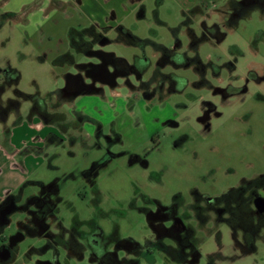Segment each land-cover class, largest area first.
I'll list each match as a JSON object with an SVG mask.
<instances>
[{"label": "rangeland", "instance_id": "obj_1", "mask_svg": "<svg viewBox=\"0 0 264 264\" xmlns=\"http://www.w3.org/2000/svg\"><path fill=\"white\" fill-rule=\"evenodd\" d=\"M97 1L106 5L123 3L125 12L119 23L149 41L132 44L118 40L114 26L107 28L110 41L92 43V49L101 48L103 52L137 64H142L144 53L149 58V65L140 78L136 74L126 75L128 82H124L125 79L118 77L119 84L112 87L99 83L97 86L102 91L80 94L71 104H61L55 94L46 95L65 84V73L78 72L77 63H94L98 59L88 57L80 49L79 43L89 39L80 31L91 20L74 3L48 13L37 31L31 34L11 23L0 27V77L8 67L16 68L21 74L18 88L30 93L39 90L46 97L49 111H64L68 121L77 118L73 110L93 119L85 121L80 130L72 124L68 129L58 124L47 125L55 139L44 143L43 151L39 153L29 150V161L34 167L28 178L57 183L61 199L56 216L64 227L77 225L85 231L89 228L88 220L92 219L106 233L117 225L121 237L142 240L148 233L145 216L140 211L145 203L143 194L165 204H170L176 197L187 202L193 190L217 195L243 178L264 173V98L261 97L264 81L255 84L249 80L247 91L224 99L221 94H214L212 88L196 86L198 73L192 67L177 68L170 63L157 65L162 52L160 46L170 49L179 41L187 56L199 55L207 66V78L214 85L224 87L231 82L239 87L246 83L252 61L264 63V43L256 55L251 50L255 34L264 31V12L259 7L249 8L237 23L219 29L222 38L203 39L193 48L184 23L188 16H194L198 32L201 17L208 25L219 23L229 14L232 3H206L196 10L201 3L142 0L144 15H140L142 5L137 3L139 0ZM90 32L94 30L90 29ZM71 39L78 40L75 46L70 44ZM65 52H68L67 56H60ZM230 63L235 64L231 71ZM158 66L163 76L174 73L184 81L178 80L180 90H168L170 82L165 79L164 96L157 93L147 100L136 86H140V80L148 81L155 76L158 71L154 70ZM217 73L221 81L217 79ZM12 95L13 87L6 89L2 98ZM204 101H211L216 106L207 126L199 121ZM30 108L31 102L24 100L22 114L29 116ZM94 120L106 128L111 126L120 135V142L113 145V152H128L99 165L92 185L87 181L85 171L106 152L104 140L93 135L97 126ZM8 125L11 129L12 121ZM3 126L0 121V140ZM23 129L28 139L32 131L26 124ZM24 148L28 150V147ZM129 152L139 153L148 164L131 163ZM24 153L16 155L15 159L18 161V156H26ZM30 188V185L26 186V192ZM13 218L4 231L6 235L16 232L17 218ZM43 243L37 237L25 236L19 241L15 260L10 264H35L37 252L34 251ZM29 252L33 254L31 259ZM158 256L152 264H179L172 260L163 262L162 255ZM62 261L63 264H86L85 260L76 258H71L69 263ZM217 264H264V242L257 241L256 250L250 254L217 261Z\"/></svg>", "mask_w": 264, "mask_h": 264}, {"label": "flooded vegetation", "instance_id": "obj_2", "mask_svg": "<svg viewBox=\"0 0 264 264\" xmlns=\"http://www.w3.org/2000/svg\"><path fill=\"white\" fill-rule=\"evenodd\" d=\"M228 3H232V9L219 23L208 25L201 17L198 23L199 33L195 29L194 16L191 14L188 16L184 23L187 25L185 26L190 36L191 47L195 48L203 39L222 38L219 29L234 23L237 17H241L251 7H259L264 12V0H239ZM79 45L82 49H88L87 53L94 55L90 57L98 59L96 63H77L78 74L66 75L67 86L64 94L70 96L78 91H102V88L95 86L98 85V79L105 84L116 86L119 84L118 77L125 79L124 82H128L126 75L136 74L140 78L149 65V58L144 53L142 64H137L116 57L113 53L103 52L101 48L92 49L91 42L83 40ZM181 45L177 41L172 48H164L157 65L165 66L170 63L177 68L192 67L198 73V80L194 84L212 88L214 94L219 93L224 99L247 91L249 80L255 84L264 81V71L259 73L251 70L245 77L246 83L239 87L233 86L231 82L224 87L214 85L207 78V66L202 63L199 55L187 56ZM228 66L230 71L234 68L233 63ZM159 69L158 66L154 70L158 73L148 81L138 78L141 84L136 88L141 90L147 100L157 93L161 97L164 96L162 91L165 90V79L168 78L170 82L168 90H180L177 88L178 80L184 81L174 73L163 76ZM216 76L219 81L222 80L218 73ZM152 83H155L154 87L151 86ZM261 97L264 98V93ZM200 109L199 121L207 126L211 113L216 112V106L211 101H204ZM33 111L30 108V114L40 115L46 122L55 119V111H49L47 102L36 104ZM73 114L77 118L63 122L60 124L61 127L68 129L72 124L80 130L85 121L93 120L76 110H73ZM94 122L97 126L93 135L104 140L106 152L85 171V177L92 185L95 184L99 165L128 152L126 150L113 152V145L120 142V135L111 126L106 128L102 123L95 120ZM128 157L131 163L139 162L143 166L148 164L139 153L129 152ZM38 187L39 192L29 199V203L33 202L36 205L32 209H29V204L26 203L22 206L17 205L16 198L12 196L0 202V221H4L9 214L20 208H27L29 212L28 220L21 224V229L12 234L8 241L0 244V264H7V261L13 259L19 241L25 238L26 233L31 232L39 233L44 242L36 249L39 256L35 264H63L62 260L69 263L71 258L85 260L86 264H152L159 258L158 254L162 255L160 258L163 262L172 260L179 264H217V261L233 260L246 250L255 251L257 241L264 242V173L243 178L237 185L217 195L193 190L192 197L187 202L176 197L170 204H165L143 194L145 203L141 205L140 211L145 216L148 233L142 240L130 236L121 237L117 225L106 233L92 219L88 220L89 228L85 231L79 229L77 225L64 227L61 219L56 216L58 201L61 199L58 196L57 183L40 184Z\"/></svg>", "mask_w": 264, "mask_h": 264}, {"label": "crops", "instance_id": "obj_3", "mask_svg": "<svg viewBox=\"0 0 264 264\" xmlns=\"http://www.w3.org/2000/svg\"><path fill=\"white\" fill-rule=\"evenodd\" d=\"M160 1V0H159ZM179 3H197L200 4V7L206 3H228L229 1H239V0H176ZM142 0L137 2L139 5H142ZM161 2V1H160ZM76 4L81 10H83L91 20V23L88 26H93L96 31L106 30L105 35L107 36L108 31L107 28H115L118 25H123L119 23V18L122 14H124L125 9H123V3L106 5L107 3H103L97 0H0V27L7 23L13 24L15 27L23 29L26 34H31L37 31L38 27L41 23H43V19L46 18L48 13L54 12L59 8H64L69 4ZM134 6H137L134 4ZM199 6V5H198ZM125 7V6H124ZM126 8V7H125ZM187 9V8H186ZM200 9V8H199ZM140 10H142V14L144 15V7L141 6ZM199 13V11H198ZM141 14V15H142ZM242 16V15H241ZM240 17H237L236 23ZM124 26V25H123ZM82 27V28H85ZM126 27V26H124ZM127 28V27H126ZM130 30V29H129ZM74 32H78L75 30ZM257 32L255 37L253 38V42L251 43V50L254 55H256L260 51V45L264 43V31ZM260 35V36H259ZM71 44V43H70ZM103 44V43H100ZM68 55V52L63 53L60 56ZM88 57L94 56L92 54L87 53ZM58 62V61H57ZM93 63V62H92ZM96 63V61H95ZM234 64V63H233ZM248 71H257L262 73L264 71V63H255L252 61L249 65ZM9 68V67H8ZM8 68L4 70L6 73ZM109 69V68H108ZM235 69V64L234 68ZM67 74L76 75V73H65L64 79L65 84L62 87L56 88L52 92L56 97L61 101V104L68 103L71 104L75 100L76 96L83 93H98L95 90L92 91H78L72 94V96L64 94V89L67 86ZM87 77L86 75H84ZM99 80V79H98ZM97 80V83L105 84ZM84 82L86 83V78H84ZM118 82V79H117ZM18 82L13 84H8L5 82L3 76L0 77V107H5V115L0 117V121L4 123L2 129V138L0 140V202L3 201L6 197L12 196L15 197V203L17 205H24L25 203L29 206V209L34 208L36 205L33 202L29 203V199L39 192L38 182L42 184H47L43 182V180H30V173L34 167V164H31L29 161L30 151L40 152L43 151L42 145L47 143L48 136L50 135V130L48 132L47 125H53L63 122V120L55 119L51 122H46L44 118L40 115H36L35 113L30 114L29 116L23 115L21 112L23 99L15 90L22 91L18 88ZM118 85V84H117ZM95 86H97L95 84ZM113 85H110L112 87ZM13 87V95L8 96L6 99L2 98V94L6 91V89ZM98 87V86H97ZM39 91V90H37ZM25 92V91H23ZM40 92V91H39ZM30 93V92H26ZM42 95V94H41ZM44 97V96H43ZM9 100H18L17 106L9 105ZM16 103V102H15ZM32 105V104H31ZM60 112V111H59ZM13 115V118L11 117ZM37 117V118H36ZM68 118H65V121H68ZM9 121H12L13 127L9 128ZM27 125L28 129L31 130V134L28 139H26L24 135L23 126ZM36 133H41V135H37ZM36 134V135H35ZM24 147H28V150ZM26 152V156L20 157L18 156V161L15 159L16 155H20L22 152ZM42 159V157H39ZM34 172V170H33ZM30 185L31 188L28 192H26V186ZM16 219V226L18 231L21 229V224L27 222V218L29 217V212L27 208H20L13 213L9 214L4 221H0V244L8 241V237L12 234L6 235L4 231L6 227L10 226L13 222L14 216ZM26 236L37 237L41 239L40 234L37 232L26 233ZM19 247V244H18ZM253 250L249 249L243 252V255L250 254ZM32 252V251H31ZM30 253L28 257L31 259L33 254ZM36 253V251H34ZM33 252V253H34ZM17 253V252H16ZM16 253L14 254L13 259L7 261V264L12 263L15 260ZM39 256L38 253L36 254ZM37 259V258H36ZM1 262V258H0Z\"/></svg>", "mask_w": 264, "mask_h": 264}, {"label": "trees", "instance_id": "obj_4", "mask_svg": "<svg viewBox=\"0 0 264 264\" xmlns=\"http://www.w3.org/2000/svg\"><path fill=\"white\" fill-rule=\"evenodd\" d=\"M196 8H197L196 10H199L200 6H198ZM142 12L143 11L140 10L139 14L141 15ZM90 29L94 30V32L91 33ZM116 31L118 33L117 39L118 40H122V41L127 42V43L137 44V43H145V42L149 41V39H141L138 36L134 35L131 30H129L128 28L124 27L123 25H118L116 27ZM80 32H83V33H85V34H87L89 36V39H87L86 42L106 43L107 40L109 39L105 35V33H103V31H96L93 26L85 27ZM70 41H71V45L75 46L77 44L76 41H78V40L77 39L76 40L71 39ZM164 48H165L164 46H162V45L160 46V49H161L162 52L164 51ZM80 49H82L81 45H80ZM82 51H84L85 54H87L88 49H83ZM64 56H67V55H64ZM160 62L162 63V60ZM20 77H21L20 71L18 69H16V68H13V67L8 68V71L3 74V78L5 79V82L8 83V84H13V83L18 82ZM15 91L23 99L29 100L31 102V104H32L31 110L32 111H33V108L35 107L36 104L46 102V97L45 96L43 97L39 91H36L34 93H26V92L19 91V90H15ZM51 93L52 92H48L46 95H50ZM17 103H18V100H9V105H11V106H13V105L17 106ZM5 111H6V108L1 106L0 107V117H3L5 115ZM56 116L58 117V119L63 120V122H66L65 121L66 113L64 111H60V112H57V113L55 112V118H56ZM54 139H55V137H53L52 134H50L48 136V140L49 141L50 140H54ZM50 183H56V182L55 181H51V182H49L47 184H50ZM40 184H42V183L38 182V185H40ZM47 184H43V185H47ZM10 237H12V236L10 235L8 237V240L10 239Z\"/></svg>", "mask_w": 264, "mask_h": 264}]
</instances>
